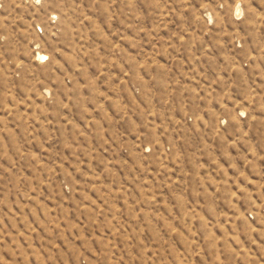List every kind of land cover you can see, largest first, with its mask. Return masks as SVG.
<instances>
[{"label":"rangeland","instance_id":"obj_1","mask_svg":"<svg viewBox=\"0 0 264 264\" xmlns=\"http://www.w3.org/2000/svg\"><path fill=\"white\" fill-rule=\"evenodd\" d=\"M0 264H264V0H0Z\"/></svg>","mask_w":264,"mask_h":264}]
</instances>
